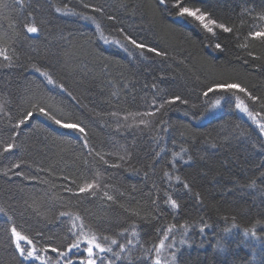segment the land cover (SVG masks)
<instances>
[{"label":"trees","instance_id":"trees-1","mask_svg":"<svg viewBox=\"0 0 264 264\" xmlns=\"http://www.w3.org/2000/svg\"><path fill=\"white\" fill-rule=\"evenodd\" d=\"M171 5L172 0L165 5L159 0H0V47L12 56L11 67L3 66L8 61L0 57V149L13 139L12 125L22 112L37 101L57 118L79 122L89 144L84 147V134L39 113L15 129L18 147L0 156V264H41L24 260L15 250L12 226L30 237L42 233L35 237L37 247L48 242L63 250L71 242L68 229L77 215L119 243L136 239L131 237L135 225L139 243L130 246L132 260L115 264H140L139 244L154 249L163 235L158 228L185 221L191 246L179 244L177 229L179 264H264V223L255 225L259 238L243 235L257 220L264 221V133L235 107L231 93L203 96L213 82H238L259 100L237 94L250 110L264 115V42L245 39L264 27L258 19L264 0L198 3L233 29L217 28L215 35L178 19ZM83 16L94 17L95 23ZM26 23L39 31L28 33ZM125 35L167 56L146 50L141 55ZM245 43L248 47L241 48ZM32 65L47 71L54 83ZM158 92L162 99L178 95L187 103L143 116L162 102L157 98L152 104ZM217 99L220 104L213 107ZM139 119L150 123L145 127ZM17 163L20 167L13 168ZM94 178L100 184L95 196L78 192ZM68 187L71 192L64 190ZM104 192L114 199L109 201ZM166 194L177 200L178 209L165 203ZM62 212L70 215L60 216ZM233 223L238 227L225 233ZM202 224L208 225L204 232ZM125 228L128 232L121 234ZM218 240L223 250L213 247ZM112 248L119 251L118 245ZM47 255L57 260L51 250ZM105 255L115 260L111 253ZM69 258L80 264L82 257L73 250Z\"/></svg>","mask_w":264,"mask_h":264},{"label":"snow or ice","instance_id":"snow-or-ice-1","mask_svg":"<svg viewBox=\"0 0 264 264\" xmlns=\"http://www.w3.org/2000/svg\"><path fill=\"white\" fill-rule=\"evenodd\" d=\"M159 3L161 5L166 4V0H159ZM198 3H203V0H172L171 5V12L181 20H189L192 23H194L197 27L203 29L207 33H211L215 35V29H222L226 33H231L233 31L232 28L227 27L223 23H218L217 20L213 19L211 16V13L204 10L202 7L197 6ZM65 9L68 7L67 5H64ZM84 8L92 7L89 4H84ZM57 12H60L61 9L57 7L55 9ZM95 11H101V9H95ZM83 19H89L92 20L93 23H95L94 17L90 16H83ZM109 19H114L113 17H109ZM258 19L261 22H264V13L259 14ZM28 33H36L39 31V29L34 25L30 23H26L24 25ZM97 30L100 29V25L96 24ZM121 31H123L121 29ZM102 35V33H101ZM248 38L259 40L261 42H264V27H260L258 31H250L248 33ZM124 39L128 42V44L132 45L135 49L140 50L141 55L144 54V51L146 50L149 53H153L156 56L160 57H166L167 53L164 51L158 50L157 47L150 46L147 43L144 42H138L137 39H135L132 35H125ZM107 42V41H105ZM222 45L220 43H217L215 45L216 49H221ZM241 48H247V43L240 45ZM131 55L132 53L129 52ZM249 55H253L251 52H249ZM0 57L3 58V60L8 61L6 65H3L5 67H11L12 66V56L8 54L7 49L0 47ZM32 67L36 68L37 72H40L42 76L47 78L48 83H54L52 77L49 75L47 71L41 72L40 68L36 67L35 65H32ZM60 88H63L64 86L61 84L59 85ZM156 85H153V88H155ZM162 91V90H161ZM225 92V93H231L235 98V107L242 112L246 113L247 116L252 119L254 122H256L257 126L259 127L260 131L264 133V115H262L261 112H253L250 110L248 104L245 102L244 99H241L240 95L237 93H243L248 100L252 102H257L259 98L255 95H252L251 92L248 91L247 88L243 87L238 82H227L224 80L213 82L210 86L206 88V90L203 92V96L207 97L209 93L213 92ZM71 95V93H69ZM157 98L161 99V103L159 106L155 109V112L149 111L145 112L142 115L145 117H152L156 114V112H159L161 109L166 108L169 105H173L177 102L180 103H187V101L182 100L180 96H171L168 99H162L160 97V92L157 93V97H154L152 100V104L156 105ZM220 104V99H217L213 107ZM261 108L264 109V104L261 105ZM0 110H2V106H0ZM39 113L43 116H45L48 120L52 121L55 125H58L65 129H73L78 131L81 134H84V147H89L88 141L86 139V130L79 122H71L70 117L66 118H57L56 115H54L50 110L46 109L40 101H37L36 103H31L30 107L22 112L20 117L16 120L15 124L12 125V129H14L11 133L12 140L9 142H5L2 145V149H0V156H3L8 153H12L14 149L18 147V145L15 143V137L18 136V132L15 131V129H21L22 126H27V124L31 121L34 114ZM113 115H116V113H113ZM137 116L141 115L139 113L135 114ZM127 119V117H126ZM67 120L68 122H65ZM150 123V120L146 119H139V124L144 125L147 127ZM163 123V121H161ZM167 129H165L166 131ZM89 151H91V148H89ZM98 156H100V159L103 160L104 157L100 155V153H97ZM159 155V153H157ZM174 156H179V153H173ZM121 159H124L121 157ZM182 159V157H181ZM107 163V161H104ZM13 168H19L20 164H13ZM16 175H21V173L17 172ZM165 175L167 176L168 173L166 172ZM172 177H169L171 179ZM175 179L179 180L180 177L177 176ZM74 183V182H73ZM251 186H255V182ZM183 187L185 189H188L190 191V185L185 182ZM100 188V184L98 182V178H94L91 182H85L81 184L78 187V192L81 194L89 193L93 196L96 195L97 190ZM66 192H71L72 188L68 187L64 189ZM167 195V194H166ZM104 196L109 200H113L114 197L109 195L107 192H104ZM196 200L199 201L201 198L199 194H196ZM153 204L156 203L155 200L152 201ZM165 203L171 207V209L175 210L179 208V204L176 199H173L171 195H167V199L165 200ZM123 207V205L121 206ZM0 211H3V209H0ZM127 211H132L130 209H127ZM70 213L62 212L60 213V216H69ZM135 215H139V213H135ZM10 219V218H9ZM76 221H80L79 224L76 223ZM264 223V221L257 220L253 227L251 228H245L243 230V235L245 237L251 236L252 238H259L257 236V230L255 225H260ZM208 225L202 224L200 227V232H204L205 228ZM238 225L233 223L231 227H226L223 231L225 233H230L233 228H237ZM190 228V225L187 221L184 223H181L179 225L175 223H169L167 227L165 228H158L157 232H162L163 235L159 237V242L154 245L153 248L144 249L143 244H139V247L142 249L143 254V260H141L140 257H137V260H140V264H179V254L181 252V249L177 247L176 240H177V234L176 230H180V239L179 244L185 245V246H191L189 239L187 238L188 230ZM11 232V241L15 246V250L19 253L21 257H23L24 260H35L40 261L41 264H59L60 258H63V264H73V261L71 258H69L70 254L73 253V250H76V252L80 253V256L82 257L80 259V264H115L116 260L121 259H127L129 261L132 260V248L130 246L134 244L139 243V233L136 231V227L133 224L132 225V231H131V237L136 238L135 240L133 238H128L125 243H119L117 239H114L109 236H101L98 234L96 230H94L90 225H86L81 218L77 215L75 216L74 220L71 222V227L68 229V232L71 234V242L67 243V247L61 250L60 247L53 246L51 243L45 242L41 247H37L38 244H40L39 240H36L35 237L42 236V233L37 232L35 233V236L30 237L29 235H26L22 233L21 231L17 230L16 226H12L10 228ZM128 229H122L121 234L127 233ZM49 240L51 238H48ZM69 237L66 235L64 237V240L67 241ZM166 241H171L169 243H166ZM21 242H24L23 244ZM26 245V246H25ZM112 245H118L119 251H114L112 248ZM214 248H218L220 250L224 249V245L221 241H217L215 245H213ZM51 250V252L57 254V260L52 261V259L47 255L48 251ZM154 252V255L149 256V253ZM111 253V256L115 258L111 259L107 257L105 254ZM124 253L125 255L122 256L121 254ZM86 254V255H84Z\"/></svg>","mask_w":264,"mask_h":264},{"label":"rangeland","instance_id":"rangeland-1","mask_svg":"<svg viewBox=\"0 0 264 264\" xmlns=\"http://www.w3.org/2000/svg\"><path fill=\"white\" fill-rule=\"evenodd\" d=\"M22 244L24 243V242H21Z\"/></svg>","mask_w":264,"mask_h":264},{"label":"water","instance_id":"water-1","mask_svg":"<svg viewBox=\"0 0 264 264\" xmlns=\"http://www.w3.org/2000/svg\"><path fill=\"white\" fill-rule=\"evenodd\" d=\"M239 110V109H238ZM239 111H241V110H239Z\"/></svg>","mask_w":264,"mask_h":264}]
</instances>
